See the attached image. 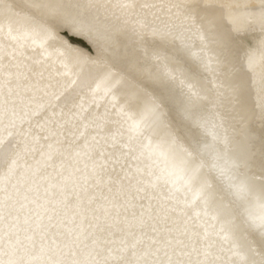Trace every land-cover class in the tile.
I'll return each instance as SVG.
<instances>
[{
    "label": "snow or ice",
    "instance_id": "6c2138e0",
    "mask_svg": "<svg viewBox=\"0 0 264 264\" xmlns=\"http://www.w3.org/2000/svg\"><path fill=\"white\" fill-rule=\"evenodd\" d=\"M0 20V264H264V214L242 229L195 172L162 188L132 147L166 127L165 105L191 119L192 98H211L222 120L244 123L256 85L260 147L245 142L233 157L264 186V0H0ZM245 25L258 26L261 39L242 35ZM27 51L79 69L82 90L103 91L111 106L103 123L117 129L94 142L82 168L58 174L52 191L21 175L27 143L39 139L25 99L35 88ZM55 99L70 117L87 119L77 96ZM65 115L52 112L36 129L55 138ZM172 204L186 210L183 227L169 223ZM53 219L63 227L54 229Z\"/></svg>",
    "mask_w": 264,
    "mask_h": 264
},
{
    "label": "bare ground",
    "instance_id": "6f19581e",
    "mask_svg": "<svg viewBox=\"0 0 264 264\" xmlns=\"http://www.w3.org/2000/svg\"><path fill=\"white\" fill-rule=\"evenodd\" d=\"M141 2L160 3L162 0H141ZM0 22H2V20H0ZM248 30L256 31L249 33ZM241 34H254L255 40L258 41L261 39L258 26L249 29L248 26L245 25ZM26 55L32 58L30 61V63H32V83L35 85L32 92L25 97L26 101L36 97L40 98L41 94L52 95L51 92H53L56 87L60 89L64 87L67 91H71L70 94L78 96L76 102L78 104L82 103L84 109L83 115L87 117V119H75L72 123L71 121L72 119L74 120V118L67 115V117L71 119L70 123L72 124H68L65 120L61 121L64 125L63 128L53 129V131H57L59 134L55 138H52L49 131H40L36 129V125L44 124L45 119L51 115V108L45 106L43 110L36 113L37 119L33 122L34 126H32V128L34 132H39L42 137L38 136L39 139L36 141H28L26 153L20 161L21 175L28 181L34 182L41 190L49 188V190L52 191L53 189L50 186L56 183L55 178L58 174L62 173L66 177L69 172H74L75 169L82 168L85 163H88L87 154L94 142H102L101 137H106L110 134L115 135L117 129L115 126L103 123L106 111H111L110 104L103 99V91L101 90L100 93L93 96V94H90L87 90H82L81 83L76 75L79 69L74 67L65 69L60 66L55 59L41 61L39 54L36 52L27 51ZM257 55L259 56V53ZM35 61L40 62L35 63ZM259 70L258 60L257 72H259ZM66 72L68 73L67 75L65 74ZM253 87L254 90L248 102L249 115L247 121L244 123L232 118L222 120L221 117L223 114L214 106L211 102V98L208 100H198L195 98L186 100L188 108L190 109L191 119L185 118L181 112H174L178 113V115L186 121L194 124L197 128L210 129L203 131L204 134H208L212 131L217 132L215 133L216 143L222 148H230L233 146L230 143L235 142L239 137V133L241 135L243 131L245 132V141L255 143L259 138L260 125L254 118L255 113L251 111L253 103H259V98L257 96L258 86L254 85ZM101 89H103V85H101ZM39 101L37 100V105ZM34 107H31V110L36 109ZM53 109L54 108H52V111ZM93 118H96V123H92ZM25 125L26 123L23 128H25ZM97 125H99V127H97ZM205 126L207 128H205ZM253 127L258 128L256 131L257 134L251 133ZM237 128L241 130L239 131ZM161 130L162 128H156L145 133L143 137L136 140L132 147L133 150L141 152L147 158L149 166L153 174L159 178V183L162 188L170 187L171 182L177 177H188L195 172L196 180L207 182L214 188L213 190L222 198L223 202L228 204L235 220L241 228H243L239 216L233 211V209L237 211L234 206L235 204L219 193L217 188L212 184L211 177L206 171V168L201 165L189 151L184 147H177L175 149L170 148L171 150L157 147V139L161 136ZM229 130H232V132L230 133ZM17 131H19V129H17ZM124 135L127 136V133H124ZM117 142L121 144L124 143L119 140ZM108 143L111 145L110 140ZM107 151H111V148H107ZM116 154L120 155L119 149L116 150ZM227 155L228 154H221L219 156L227 157ZM212 168L220 172L222 176L226 175L232 186L240 184L247 185L245 191H238V198H240L239 195H244L243 199L248 203L246 205L250 208L249 217H259L264 214V186L255 182H250L247 176L243 177L241 175V171L240 173L237 172L236 167H229L217 160L213 161ZM246 205H243V207L245 206L247 208ZM168 207L175 209L173 212L168 213L171 218L169 223L174 220L176 223L172 225L173 227H183L185 218L181 215V212L186 210L183 209L181 204H172L168 205ZM188 214L191 215L190 212ZM45 222L47 223V221ZM51 224L54 229L63 227L58 223V219H53ZM112 239L118 241L120 238L116 236L112 237Z\"/></svg>",
    "mask_w": 264,
    "mask_h": 264
},
{
    "label": "rangeland",
    "instance_id": "374dc122",
    "mask_svg": "<svg viewBox=\"0 0 264 264\" xmlns=\"http://www.w3.org/2000/svg\"><path fill=\"white\" fill-rule=\"evenodd\" d=\"M10 2H20V0H10ZM253 31H256V30H248L249 33L253 32ZM62 36H64L65 39H70L71 43L74 46L80 47L81 49H83L85 51H90L88 43L85 42L84 40L77 39V38H71L68 35H66L65 33H62ZM92 54L95 55L94 52ZM53 92H51L52 95L41 94L40 98L36 97V98H34L32 100L30 99L28 101L27 110L34 112V114H35L31 117V126H34L33 122H35L37 119L36 113L40 110H43V108L45 106H48L51 108L50 114H51V112L60 113L61 109H63L64 112L66 111L65 112L66 115L64 116L63 120H61V121L65 120L68 122V124L70 123L71 119L69 117H67V113L69 111L68 108L63 105L62 100H57V99H55L54 96H61V95H65V94H70L71 91L70 90L67 91L66 89H64V87L63 88L61 87V89L59 87H56ZM42 95H44V96H42ZM39 99H40V101H39ZM37 100L39 101L38 105H37ZM77 100H78V96H77ZM31 102H32V104H31ZM37 106H38V109H37ZM31 107H34L36 109L31 110ZM208 107H209V104H208ZM52 108H54L53 111H52ZM164 113L166 116V127L162 128V130L160 132L161 136L157 139L158 140L157 141V147L160 149L166 148L169 150H171L170 148L175 149L177 147H184L187 151H189L191 153V155L194 158H196L199 161V163L206 168V171L209 173V175L211 177L212 184L214 185V187L217 188L219 193L222 196L226 197L229 201H232L233 204H235L234 206H235L237 211H235L234 209H233V211L236 213L237 216H239V219H240L241 224L243 226L242 229L248 228V225L245 224V221L249 220V212H250L249 209L250 208L246 205L248 203L245 202L243 199L244 195L243 196L239 195L240 198H238V193L240 191L238 192L236 190V188L234 186H232V184L227 179L226 175L222 176V174H220V172H217L212 168L213 167V161H215V160H217L220 163H223L229 167H235L234 166L233 153L236 151V149L240 145H242L246 142L245 141V132L243 131L241 135L239 133L238 139L235 142L230 143L233 146H231L230 148H228V147L222 148V147H220L219 144L216 143L215 133H217V132L212 131L208 134H204L203 131L210 130V129L197 128L196 126H194V124L190 123L189 121H186L184 118L179 116L178 113L170 110L167 107V105H165V107H164ZM74 121H75V119L74 120L72 119L71 122L73 123ZM72 123H70V124H72ZM28 128H29V124L26 123L24 130H27ZM205 128H207V127L205 126ZM257 129L258 128L253 127L251 133L257 134V132H256ZM237 130L240 131L241 129L237 128ZM229 132L231 133L232 130H229ZM36 135L39 137H42V135L39 132L36 133ZM225 142H226V140H225ZM255 143H253V144H254L256 150L258 151L259 147H260L259 138L256 140ZM106 151H107V149H106ZM221 154H223V155L228 154V155H227V157H225V156L220 157L219 155H221ZM208 157H210V158H208ZM237 172L240 173V170L237 169ZM241 175L243 177H246V175L243 174L242 172H241ZM243 205H246L247 208L245 206L243 207ZM251 231L256 232V231H259V229L253 228V229H251Z\"/></svg>",
    "mask_w": 264,
    "mask_h": 264
}]
</instances>
